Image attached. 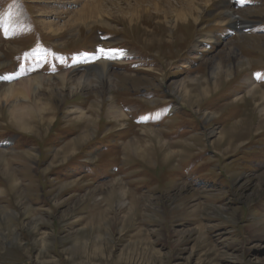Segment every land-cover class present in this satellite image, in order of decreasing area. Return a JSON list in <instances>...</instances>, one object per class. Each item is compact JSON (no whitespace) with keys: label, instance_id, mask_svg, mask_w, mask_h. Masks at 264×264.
Here are the masks:
<instances>
[{"label":"rangeland","instance_id":"obj_1","mask_svg":"<svg viewBox=\"0 0 264 264\" xmlns=\"http://www.w3.org/2000/svg\"><path fill=\"white\" fill-rule=\"evenodd\" d=\"M192 1L196 21L176 28L147 1L0 0V77H13L0 78V223L18 240L0 264H264V128L246 82L264 101V0ZM225 8L240 20L220 24ZM100 49L128 53L112 80L90 69ZM193 80L208 90L197 102L180 93ZM102 213L112 224L96 232Z\"/></svg>","mask_w":264,"mask_h":264},{"label":"bare ground","instance_id":"obj_2","mask_svg":"<svg viewBox=\"0 0 264 264\" xmlns=\"http://www.w3.org/2000/svg\"><path fill=\"white\" fill-rule=\"evenodd\" d=\"M145 1H147L148 4H150L153 7L154 11H157L155 13V16L154 17H161L159 19H156V23H159L160 25L161 24H164V25L166 24V26H169V25H167V23H168V24H170V26L171 25H174V26H176V28H178L179 25L181 27V26H184V25H189L190 22L196 21L195 20L196 18L193 17V15H192V12H193V10L195 8L194 1H192V0H177L178 1L177 2V5H173V4L171 5V3L168 0H139L138 5H139L140 8H142V9L145 8V5H144V2ZM163 1L165 2L164 5H162V2ZM116 4L117 3H115V6H116ZM91 5L93 6V4H91ZM126 5L129 6L130 4H126ZM98 7H102V3L100 2V0H96V2H94L93 9H96ZM118 9L120 11L122 10V8H120V7H118ZM173 12H175L174 13V16L173 17H169V15L172 14ZM221 14H224L225 16L223 17L224 20H222L220 24H223L227 20L229 22L230 21L240 20V17L238 15L232 14V12L229 11L228 9H226V8H225V10H223L221 12ZM136 19H140V18L138 16H136L135 18H129V20L130 21H133V22ZM201 37L197 40V43L195 44V46L198 47L199 44L203 43L206 40L205 39L203 41L201 39ZM203 38H206V37H203ZM212 39H213V37L210 35V37L208 38V40L211 41ZM249 39L255 40L256 37L250 36ZM199 48H200V46H199ZM233 56H234V58H236L235 55H233ZM90 58L91 57H89V59ZM91 60H97V62H96V64H93V65L91 64L90 69L92 68L96 72H99V76H104V77L105 76L106 77L109 76L110 79L112 80L111 75L108 73L109 66L111 65V61L123 62L124 61V56L116 55L112 59H106V58L101 57L99 59L92 58ZM91 60H89V61H91ZM236 61H239V60H236ZM239 63L242 64L241 61ZM216 66H217V68L218 67L219 68L226 67V65H224V67H223L222 62H219ZM225 72H228V70H225ZM130 76L131 75L123 74L120 77L126 79V78H129ZM254 79H255L254 77L253 78L252 77L250 78V76H249L247 78L246 82L248 84L247 92L252 95L253 102L255 103V104H253V102H251L250 105H252L253 110L257 106H259L258 108H260L261 118H260V120H259V122L257 124L258 126L256 128L257 130H259L261 128H264V101L256 102V98L255 97H260L261 94L257 92L260 89H259V87H257L255 85ZM193 81L190 82V83H192V86H189V88L188 87H184V88L182 87L181 90H180V93H181V95L184 96V98L186 100H191V101H196L197 102L200 99L201 96L204 97L205 95L208 94V90H206L205 87H202L199 82H195V81L193 82ZM220 81H221V79H218L217 81H215L212 84V89L216 90L217 87L220 86L219 84H221ZM8 92H9V94H8L7 97H9V96H11V94H13L10 89H8ZM243 100L237 99V101H239V102H243ZM7 107L10 108V114L8 115V117L11 120H13L14 122H16V123H18L20 125L23 124V125L28 126V117L26 115V111L24 110L25 107H21L19 104L12 105V103H8ZM80 112L83 113L82 111H80ZM110 112H111V114H115L116 116H118L120 119H123L124 118V115H123L122 110L118 109L114 104L111 105ZM260 112L258 110V113H260ZM235 124H238V123H235ZM154 131L155 130L152 131L153 135L158 136V132H156V131L154 132ZM250 131H253V129L250 128ZM227 135H229V132L223 130L222 132L219 133V135L216 138V140H215L214 143L215 144H221L222 142H224L227 139ZM88 139L89 138L86 135H82V136L78 137L76 140L71 141L66 146V148H64L65 151H66V153H67V149L70 146H74V150L72 152H70L69 155L70 154H73V152L77 149V147L80 145V143L81 144H84V143L87 142ZM133 144L137 145V147L139 149H141V145L140 144L135 143V142H133ZM128 147H130L129 144H128ZM164 147H165V145H164ZM160 151L163 154V157L160 158V161H162V164L169 165L170 164V161H171V158H172V153H170L168 151H165V150L163 151V149H161V148H160ZM61 152H63V150H61ZM67 157H68L67 155H64L61 160H65ZM0 164L2 166L3 165L7 166V164L5 162V158H4L3 154H1V153H0ZM116 187L117 188H115V187L113 188V186L111 187V189L109 190L110 195H112V193H116V194L120 195V197H121L122 195H121V193H120V191L118 189L123 190V188L120 187V186H118V185H116ZM124 194H126V191L123 192V195ZM129 204L130 205H129V208L127 209L128 211H127V214H126V217L128 218V220L126 222H130L131 221V217L132 216H135V214H137V207H135V205H136L135 197H133V202H131ZM111 218H109V216H107L106 213H102L100 216H98L96 219H94V221L92 222V224H95L94 225L95 226V231L98 232V230H97V229H99L98 226L99 225H102L104 223V221H108V223L110 221L111 224H112V219ZM92 219H93V217H92ZM101 219H103V221ZM105 225H106V223H105ZM94 226L93 227L91 226V227L94 228ZM106 226L109 227L110 225H106ZM5 239L6 240H8V239H15V240H17L15 231L13 230V228H11L8 225L7 222L0 223V244H2L5 241ZM45 240L46 239H45L44 236L41 237V241H43V243L45 242ZM79 240L80 239H78V241L75 244V246L70 249V251H71L70 254H74V251L78 248V247H76L77 245H81V244L84 245V246L86 245L85 242L81 243V242H79ZM96 241H93L94 244L92 245L94 252L97 251V250H99V248H100V246L98 247V242H96ZM88 248H89V244H88Z\"/></svg>","mask_w":264,"mask_h":264},{"label":"snow or ice","instance_id":"obj_3","mask_svg":"<svg viewBox=\"0 0 264 264\" xmlns=\"http://www.w3.org/2000/svg\"><path fill=\"white\" fill-rule=\"evenodd\" d=\"M240 2L243 4L245 2V0H240ZM100 55L96 56V59H99L101 57L106 58V59H112L114 58V56L116 55H120V56H126L127 54L123 52V50H105V49H100L99 50ZM78 62V61H75ZM2 79L5 80H10L13 77L11 76H5V77H0Z\"/></svg>","mask_w":264,"mask_h":264}]
</instances>
